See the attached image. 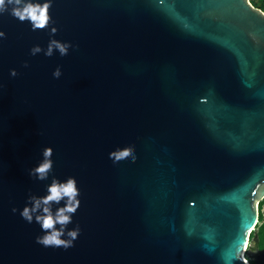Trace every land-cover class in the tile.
Returning <instances> with one entry per match:
<instances>
[{
    "label": "water",
    "instance_id": "95a60500",
    "mask_svg": "<svg viewBox=\"0 0 264 264\" xmlns=\"http://www.w3.org/2000/svg\"><path fill=\"white\" fill-rule=\"evenodd\" d=\"M50 15L33 31L0 14V264H264V10L52 0ZM53 38L68 55H31ZM49 146L40 181L29 172ZM53 177L80 189L67 249L38 244L41 226L20 215Z\"/></svg>",
    "mask_w": 264,
    "mask_h": 264
},
{
    "label": "clouds",
    "instance_id": "9594fccd",
    "mask_svg": "<svg viewBox=\"0 0 264 264\" xmlns=\"http://www.w3.org/2000/svg\"><path fill=\"white\" fill-rule=\"evenodd\" d=\"M52 0H0V14L9 12L14 18H18L19 21L30 22L32 30H44L53 24L54 21L50 15V8ZM51 34L54 35L58 29L51 27ZM6 33L0 30V38H5ZM73 47L72 43L64 42L58 39H51L47 45V49L42 48L37 44L31 48V55L35 56L41 52L44 55L51 57L55 51H59L61 56H66L69 53V49ZM25 67H28V62L25 61ZM17 70L12 69L10 75L17 76ZM62 75V68L57 67L53 72L55 78H59ZM133 152L131 147L112 151L110 158L114 159V162L128 157ZM53 148L51 146L46 147L43 150V160L32 168L29 172L30 176L40 181L48 179L50 173L53 171L54 161L52 159ZM80 189L75 177H69L64 181L53 177L52 182L47 186V194L29 195V203L23 208L20 213L21 217L28 223L35 221L41 226L43 235L36 237V242L45 247H63L65 249L74 246V241L78 238L81 229L79 226L68 229V225L73 221V215L77 212L81 200L79 199ZM64 201V205L53 210L54 204H60ZM13 212L17 209L13 208ZM65 235L68 238H64ZM251 241H247L244 244V249L247 250Z\"/></svg>",
    "mask_w": 264,
    "mask_h": 264
},
{
    "label": "trees",
    "instance_id": "16d2710c",
    "mask_svg": "<svg viewBox=\"0 0 264 264\" xmlns=\"http://www.w3.org/2000/svg\"><path fill=\"white\" fill-rule=\"evenodd\" d=\"M255 6H258L264 10V0H251ZM259 235L261 242L264 243V199L260 201V223L258 224ZM252 264H256L253 260H250Z\"/></svg>",
    "mask_w": 264,
    "mask_h": 264
},
{
    "label": "flooded vegetation",
    "instance_id": "af4514ba",
    "mask_svg": "<svg viewBox=\"0 0 264 264\" xmlns=\"http://www.w3.org/2000/svg\"><path fill=\"white\" fill-rule=\"evenodd\" d=\"M258 232H259V229H258ZM261 238H260V247H264V243L261 242Z\"/></svg>",
    "mask_w": 264,
    "mask_h": 264
},
{
    "label": "bare ground",
    "instance_id": "6f19581e",
    "mask_svg": "<svg viewBox=\"0 0 264 264\" xmlns=\"http://www.w3.org/2000/svg\"><path fill=\"white\" fill-rule=\"evenodd\" d=\"M245 253H243V255H244ZM244 257H245V255H244Z\"/></svg>",
    "mask_w": 264,
    "mask_h": 264
}]
</instances>
